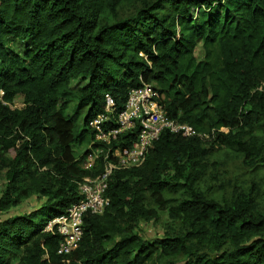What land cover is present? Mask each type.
I'll use <instances>...</instances> for the list:
<instances>
[{
  "label": "trees",
  "instance_id": "1",
  "mask_svg": "<svg viewBox=\"0 0 264 264\" xmlns=\"http://www.w3.org/2000/svg\"><path fill=\"white\" fill-rule=\"evenodd\" d=\"M126 2L138 8L120 19ZM142 84L209 138L162 133L139 167L110 176L108 206L85 213L78 248L59 254L46 227L104 170L84 168L87 149L76 156L89 122L105 95L116 115ZM0 91V214L43 199L0 220V264H264V0H0ZM222 149L250 181L226 189L209 172ZM159 211L169 221L147 240L140 225Z\"/></svg>",
  "mask_w": 264,
  "mask_h": 264
},
{
  "label": "built area",
  "instance_id": "2",
  "mask_svg": "<svg viewBox=\"0 0 264 264\" xmlns=\"http://www.w3.org/2000/svg\"><path fill=\"white\" fill-rule=\"evenodd\" d=\"M3 96V91H0V104L7 105ZM162 100L163 96L154 85L142 84L129 91L124 109L115 115L113 100L105 95L104 113L89 122L93 139L82 163L85 169H89L95 160L102 159L104 170L94 178L83 179L77 189L79 201L46 227L47 231L55 227L61 238L59 254H69L78 248L85 213L101 215L108 206L105 191L110 176L115 171L139 167L162 133L169 132L184 138H209V134H200L192 126L170 119ZM219 131L226 132L225 129ZM133 133L136 134L133 138H122Z\"/></svg>",
  "mask_w": 264,
  "mask_h": 264
},
{
  "label": "rangeland",
  "instance_id": "3",
  "mask_svg": "<svg viewBox=\"0 0 264 264\" xmlns=\"http://www.w3.org/2000/svg\"><path fill=\"white\" fill-rule=\"evenodd\" d=\"M126 2L123 6L120 7L118 12V18L123 19L129 17L134 14L137 5H130ZM203 50L201 49V44L196 47L195 56L197 59H201L203 57ZM13 108H22L23 100L21 97H16L13 101ZM85 149H88V145L84 144L81 149L76 151V156L79 157ZM209 172L218 175L219 182H222L226 189H229L228 184L235 182L237 178V183H241L243 181H250V173L249 168L242 165L241 158L238 157L234 152H230L226 149H222L218 151L216 154L212 155L209 158ZM5 172L0 170V196L3 193L6 185L5 181ZM213 184H216L213 180L211 181ZM210 183V181H209ZM231 187V185H229ZM43 199L40 198H30L16 209L11 210L8 213L0 214V220L4 219L6 216L12 215H20L23 213H28L29 211L37 208ZM168 217L166 212L159 211L158 217L156 220H151L149 222H142L140 227L142 229V236L147 240H154L157 236H160L163 232L165 224L168 223Z\"/></svg>",
  "mask_w": 264,
  "mask_h": 264
}]
</instances>
